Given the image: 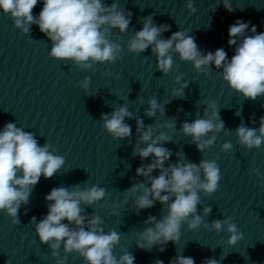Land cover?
<instances>
[{"label":"clouds","instance_id":"9594fccd","mask_svg":"<svg viewBox=\"0 0 264 264\" xmlns=\"http://www.w3.org/2000/svg\"><path fill=\"white\" fill-rule=\"evenodd\" d=\"M38 2L0 0V11L9 16L13 26L22 34L30 35L31 26H38L51 42L49 56L74 64L82 71L94 70L97 64H115L121 59V43L112 41L110 37L114 30L120 34L128 31L132 13L119 8L116 0L111 5L104 0H42L43 7L37 16L33 9ZM222 2L227 11H233L228 0ZM186 7L189 14L197 11L193 0H186ZM216 7L212 8L213 12ZM140 23L142 28L128 40L127 51L139 55L151 48L156 69L164 76L173 71V54H176L179 60L192 63L197 73L208 75L214 65L230 89L245 99L255 101L264 97V32L257 33L256 26L249 28V23L241 20L229 26L227 44L235 46L234 55L229 59L223 47L214 52L200 50L194 37L186 30L163 38V33L170 31V26H157L152 16L143 17ZM183 75H175L174 82L180 87L173 89V95L178 99L185 97L184 90L189 85L187 81L182 83ZM90 83L91 78L85 76L79 81V87L87 93ZM147 105L145 116L155 118L158 112L165 115V107L157 97L148 99ZM203 105H206L203 117L198 112L192 122L186 120L180 128L201 154L214 145L219 133L233 132L225 128L215 100H207ZM236 115L239 116L240 112L237 111ZM126 118L135 116L122 104L109 113H102L100 121L113 139L123 140L132 134ZM259 125V128L248 127L241 122L234 130L240 147L247 150L261 148L264 144V116L260 117ZM158 127L166 131L154 133L152 125L136 119L138 139L132 154L141 161L151 157V162L136 168V176L144 179L125 190V202L131 196L137 213L152 208L157 202L163 206L162 211L167 209L159 219L154 215L146 218L145 227L138 232L137 248L150 251L153 246H160L159 250L164 251L168 242L177 243L182 225L190 231L203 227L216 234L224 232L228 235L227 244L237 245L243 234L231 217L214 219L210 223L204 219L211 215L212 207L202 203L200 193L211 197L219 189L221 172L216 160L201 159L197 164L184 157L166 167L165 163L173 153L163 145L173 142L170 133L177 130L176 117L169 118ZM232 150L231 142H224L221 146L225 153ZM54 151L48 143L40 146L32 132L17 127L16 123L7 122L0 130V212L6 214L13 224L20 223L19 210L22 205L29 204V197L41 176L52 178L64 165V157L54 155ZM176 155L179 157V152ZM154 170H159V175L153 176ZM249 171L264 181L256 167ZM84 184L83 188L79 184L54 187L45 196L47 215L39 222L33 216L29 222L34 226L39 242L49 246L56 264H65L72 253L78 254L84 264H134L135 257L130 252H124L119 258L113 254L120 234L114 230L105 232L102 227L104 220L95 212L86 214L87 207L108 195L105 188L96 184L88 187L87 181ZM198 205L202 206L200 214ZM109 215L118 213L113 209ZM61 247L65 254L63 257L60 256ZM154 264H163V261L156 260ZM169 264H195V261L177 251ZM202 264H218V261L208 258Z\"/></svg>","mask_w":264,"mask_h":264}]
</instances>
